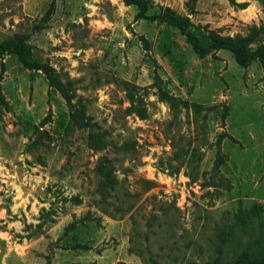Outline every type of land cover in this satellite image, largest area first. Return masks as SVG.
I'll return each instance as SVG.
<instances>
[{
  "label": "rangeland",
  "instance_id": "obj_1",
  "mask_svg": "<svg viewBox=\"0 0 264 264\" xmlns=\"http://www.w3.org/2000/svg\"><path fill=\"white\" fill-rule=\"evenodd\" d=\"M54 1L37 32L53 0L0 2V44L29 34L32 59L65 85L0 58V264H211L261 240L260 215L236 216L258 204L264 220V70L213 49L210 32L256 48L264 0H148L146 19L123 0ZM166 8L205 55L153 19ZM99 162L112 169L102 191Z\"/></svg>",
  "mask_w": 264,
  "mask_h": 264
},
{
  "label": "trees",
  "instance_id": "obj_2",
  "mask_svg": "<svg viewBox=\"0 0 264 264\" xmlns=\"http://www.w3.org/2000/svg\"><path fill=\"white\" fill-rule=\"evenodd\" d=\"M126 5H134L138 9L137 18L146 19L147 12L149 9L148 0H123ZM56 10L55 1L53 0L50 8L41 19L38 24L34 25V32L43 30L47 28L48 23L50 22L52 16L54 15ZM153 19H162L168 22L172 27L179 29L192 43L194 50L200 55H205L208 50L202 48L199 45V41L197 37L189 31L190 19L188 17H179L172 9L166 8L163 11L162 15L154 16ZM29 34H17L11 40L5 41L0 44V58H3L4 54L9 52L18 57L20 62L29 70H41L43 71L47 79L50 83L51 87H55L60 89L64 93L65 85L57 79L54 74V69L51 66L42 65L35 62L32 59L30 46H29ZM210 38L212 40V48L218 50H227L230 51L237 63L241 66H248L254 60H259L262 68L264 70V43H260L256 48H252L251 45L254 41L253 36H237V37H223L217 31L210 32ZM146 49L149 50V45L146 44ZM155 85H161V77L158 73L155 74ZM127 96L129 101L132 104L131 109H134L141 118H145L147 113L145 108L142 106V100H138L136 98L135 86H131L128 83H125ZM162 93L164 91L161 89ZM70 103L72 100L69 96L65 94ZM82 116L78 111L75 112L73 118L75 121H80ZM107 142L104 138H101L98 134H91L89 137V147L97 152H102L107 149ZM97 174L103 180L101 184L100 190H104L106 186H109L112 183V169L105 166L102 162H99L97 165ZM262 207L258 204H254L252 209L250 210H242L241 214L243 215V219H241V215L237 214V221L240 220L247 221L250 223L252 220L251 214L260 215L261 229L260 236L261 240L254 241L250 243L248 246L243 247L240 253L234 254L231 260L226 261L221 255L215 258V260L211 264H264V220L263 216L261 217ZM246 231V226L243 224V228L241 232ZM223 237V236H222ZM229 241H223L221 243V247L228 246ZM257 247L262 248L263 253L256 254Z\"/></svg>",
  "mask_w": 264,
  "mask_h": 264
},
{
  "label": "crops",
  "instance_id": "obj_3",
  "mask_svg": "<svg viewBox=\"0 0 264 264\" xmlns=\"http://www.w3.org/2000/svg\"><path fill=\"white\" fill-rule=\"evenodd\" d=\"M0 2H1V0H0ZM259 200L264 202V197H259Z\"/></svg>",
  "mask_w": 264,
  "mask_h": 264
}]
</instances>
